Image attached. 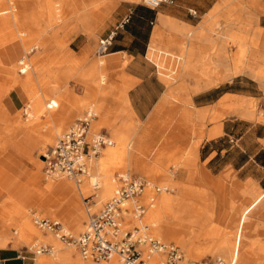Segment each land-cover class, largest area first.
<instances>
[{
    "label": "rangeland",
    "instance_id": "374dc122",
    "mask_svg": "<svg viewBox=\"0 0 264 264\" xmlns=\"http://www.w3.org/2000/svg\"><path fill=\"white\" fill-rule=\"evenodd\" d=\"M3 1L4 3H0V13L3 10H7L6 0ZM27 1H29L28 3L30 4L23 6ZM34 1L35 0H15V9L17 11L11 14L7 13L6 15L12 17L15 29L13 26H10L0 32V85L9 88L7 92L12 91L10 89L11 86L8 84L7 75L2 71L10 65H13L12 69L18 78H25V74L21 75L18 73L21 66L18 64L20 60L18 62L17 60L20 57L23 58L25 64L29 66L30 64L32 65V69L30 66L31 70L26 74L30 73L33 78V87L29 90L25 89L26 91H19L23 96L21 106L16 110L8 111L7 107L2 104L0 109V212L8 213L9 215L8 218L2 219L0 224L7 226L9 233L13 234L17 232L14 230L16 224L13 218L14 212L18 210H28L29 214L38 213L39 216L58 219L63 224L64 228L69 230L72 235H76L82 230L86 220L84 202L88 200L89 210L96 211L105 201L103 200L97 203L92 197L93 190L90 181L93 180V178H100L102 180L106 175L93 171L91 162L89 164V177L85 179L87 175L85 177L84 175L80 176L79 184L76 185L72 179L64 176H48L53 179L52 181L46 179V174H44L42 170L43 163L36 158L37 154L46 155L49 151L48 146L52 147L56 139L69 128L73 127L76 121L82 117L83 113L90 108L95 113V119L91 121L89 125L86 140H89L90 137L94 135L102 134L107 137L112 146L120 148L118 152L110 157L107 163V167L111 170L110 176L115 184L116 175L121 173L142 178L146 182V185L141 196V201L147 204L146 211L148 210V206H150L151 199L154 197L159 198L163 194H169L175 200L176 208L191 204L193 206L192 212L189 211L187 214L192 216L195 225L200 222V216H210L205 219L206 226L204 230L202 229L201 235H204L209 227L215 226L216 224L218 225V223L222 221L219 220L218 212L220 209H225L226 213L223 218L222 226L219 227V234L218 236L210 237L209 241L215 244L221 237L226 238L231 248V253L234 256V260L238 262V264H264V240H262L264 238V209L259 208V201L262 195L261 197L258 195L253 198L245 188L236 189L232 184V182H234L233 177L218 182L215 188L213 185L214 181L211 180L204 171L197 170V158H195L193 162H189L188 165L184 164L185 159L190 156L187 149L197 137V133L194 129L198 128L206 131L209 126L211 128L213 123L208 120H202L200 122L193 121L188 127L187 118L183 111L184 109H189V106L183 104L184 102L181 100V97L174 96L173 94L170 95L169 104L163 107L158 114L151 116V123H147V120L138 122L134 120L129 107H125L124 112L122 111L123 107L120 103H118V107L116 105L112 107L110 103H106L105 101L103 106L102 101L99 102V97L92 94V92L90 93L89 90L75 78L60 79V57L63 56V68H68L69 59L66 61L64 58L67 46L72 38L82 34L71 33V24L60 29L59 13L56 4H53L56 0H37L42 2L40 7H35ZM237 1L239 2H237L236 5L231 6V11L236 10V7H238V10L239 8L245 10L246 6L256 5V3L252 4L248 0H243V4L241 2L242 0ZM105 3H107V0H99L97 2L98 7L102 8H105ZM112 3L114 7L106 15L104 22H102L101 25L100 23H93V27L89 28L90 32H92L96 26L100 25L94 31L91 40L89 41L86 36L82 35V38L91 44L89 53L91 56H97L95 52L98 43L100 40L109 36L111 29L116 24L117 14H121L126 5L139 3V0H112ZM242 6L243 8H241ZM29 9L31 10L29 11ZM24 13H29L32 17L27 19L22 25L20 18H22ZM229 20L233 21L231 18H229ZM243 22L244 47L248 46L250 42L260 44V42L254 40L252 36L247 34V31H250L249 21L245 19ZM18 32H23L25 35L17 37L16 35H18ZM10 42H24L25 45L22 47L24 53H10V51H8L10 46L7 44ZM224 43L228 52H230L231 47L236 44L235 39L231 40V38L226 39ZM152 49H154V51H152ZM250 49L251 47H248V55L246 53L244 55V59L246 60L245 65L256 70L258 72L257 74L260 72L264 73V67L260 68V65H253L251 61V59L257 58L264 64V55H259L257 57L254 52H250ZM30 50H32V52H29ZM162 51L163 53H159ZM167 51L168 50L165 49L161 50L156 47H151L148 53H146V59L148 61L151 60L152 65L155 63L159 66V68H154L157 79L159 81L161 80L165 85H172L174 81H172L171 78H173L177 86L181 84V80H193L192 77H182L183 73L187 75L191 70L186 66L183 67V55ZM70 59L75 62L78 61L75 56H71ZM225 59L228 63L229 60H231L232 62L229 64L232 66L236 64L235 54H230ZM94 60H99V63H104L103 58L94 57ZM99 63L96 62V65H100ZM36 64L39 66L36 67L37 69L35 70L34 67ZM33 69L35 70V74L33 73ZM206 71H208V69H206ZM195 75L197 76V72L191 74V76ZM165 76L170 78L167 79ZM247 76L252 78L250 75ZM81 77L82 76L78 75L76 78L79 79ZM95 80L96 84L98 82L100 90L102 87L106 88L108 85L106 77L100 75V73H98ZM185 85L187 84L185 83ZM243 85L244 92L251 94L248 95V97L254 98L252 99V109L257 113L264 112V110H262L264 109V84L258 81L255 82V84L246 83L244 81ZM77 87L81 88V94L79 96L77 95ZM52 89L55 92L53 95L46 96L44 94L45 91ZM181 90L183 93L187 92L183 86ZM200 90H202L201 86L195 84V88H193L191 92H198ZM36 97L41 98L45 112H50L52 116L61 120L62 123L57 129L53 124H50V122L44 125L43 122L38 121L36 116L32 117L33 101ZM65 98H70L71 102H66ZM51 99L57 100L59 106L57 108L46 109V104H48ZM24 110L31 113V117L27 118L29 120H26ZM13 116H16V121H19L17 127L20 128L21 125L27 124L28 126H33V132L24 131L23 133H17L11 139L10 131L8 130L12 127L11 121L9 120H11L10 118ZM41 120H44V118H41ZM37 121L42 123L38 127ZM221 122L225 123L226 129L233 126L231 132L236 134H241L250 125H262L255 121H244L237 117H232V115L225 116L220 120V123ZM115 133H126L127 137L121 141V139H117ZM137 133L141 137L137 138ZM46 136L48 137L47 139H45ZM28 141L31 144L30 147L28 146ZM16 144L25 154L28 153L31 148L36 149L30 153L27 159L22 160L19 158L16 160L8 153V148ZM138 145H140V147H138ZM107 147L110 148L106 146L102 151L100 150L98 158L104 155L105 150H108ZM190 154L192 156L191 152ZM123 155L125 159L128 157V161L125 160L124 167L122 168L120 166L121 163H123ZM169 155L177 160L175 162L167 161L165 156ZM154 157H160V162L151 161ZM189 158L193 160L192 157ZM91 160H94V158ZM35 174L40 176L39 187H42V184L55 185L57 183L66 184L71 187L74 199L71 201L70 210L74 212L76 217H80V223H75L76 220L74 216L55 217L45 215L43 209H36L27 204V198L31 193L35 192L34 186L30 182L31 177ZM87 182V190H85L83 184ZM101 185L100 195L108 199L114 186L109 195L105 196L102 193L103 184ZM78 187L81 190V194L77 191ZM191 192L195 194L208 193V195L214 197L223 195L226 202L220 203L219 199L216 197L214 201H211L209 198L208 200L212 203L210 202V204H208L206 201H203V199H205L203 195H196L195 198L192 197L191 199L186 198V195ZM58 195L61 194L56 193L54 197ZM49 197L52 198L53 196L51 197L50 195ZM65 199L68 200V197H65ZM229 202H232V205L234 204L231 211H229L228 207ZM209 206L211 209L210 211L208 209ZM229 217L232 218L230 219ZM248 227H251V231L254 232V234L257 233L256 235L259 237L258 241L248 242L247 239L244 238V232ZM194 228L196 227L194 226ZM148 232L150 235H153L149 228ZM17 236H19V233ZM42 236L43 235L37 231L35 235L31 236L26 241H19L16 248L10 247L9 245L0 248V252H6L8 253L7 257H10L4 261V264H36L37 262L42 264H59L57 262L59 255L63 253L67 247L73 245L69 244L70 246H67L66 243L59 241L56 237L57 240L52 237L53 235H44L46 238ZM154 237L157 238L156 236ZM35 240H40L38 241L39 243L42 241L52 246L56 249V254L51 256L50 252H48L42 253L43 256L35 257L39 254H33L31 250L26 249ZM166 242L175 244L173 240H167ZM175 245L182 252V255L184 254L183 260L185 258L189 259L187 262L188 264L206 256H217L216 254L208 255V253L199 255L196 249L199 248L200 251H202L203 247H205H201L202 245L199 244L190 243L189 250L182 248L177 243ZM16 253H19L24 258L14 259L13 257ZM78 258L81 263L93 264L80 258L79 254Z\"/></svg>",
    "mask_w": 264,
    "mask_h": 264
},
{
    "label": "crops",
    "instance_id": "0c3cea01",
    "mask_svg": "<svg viewBox=\"0 0 264 264\" xmlns=\"http://www.w3.org/2000/svg\"><path fill=\"white\" fill-rule=\"evenodd\" d=\"M98 1H54L53 4H56L59 13L60 29L71 24V33H80L90 41L94 31L102 24L96 26L92 32H87L88 28L93 27L88 11L91 7H98ZM248 1L256 5L246 6L245 10L240 8L238 10L236 7L234 11L230 8L239 2L237 0H172L171 5H161L155 11H149L139 3L126 5L123 12L117 14L116 24L110 32L111 41L105 54L91 56L89 54L91 44L84 40L82 35H76L69 42L64 57L66 61L69 59L68 68H63V56L60 57L59 78L62 80L75 78L90 93L99 97V102L102 101L103 106L105 101L112 107L115 105L118 107V103L122 104V111L128 106L134 120L138 122L147 120V123H151V116L158 114L169 104L170 95L181 97L183 104L189 106V109L183 111L187 118V126L193 121L208 120L213 123L206 131L194 129L197 137L187 149L189 157L193 160L188 157L184 164L188 165L197 158V170L204 171L214 181L215 188L218 182L227 179L228 173H232L234 179L232 184L236 189L245 188L251 195L256 189L260 191L259 195L262 197L259 208L264 209V112L257 113L252 109L254 98L248 97L251 94L243 90L244 81L250 84L257 81L264 84V73L257 74L255 70V74L250 75L244 59L245 53L248 55V47H251L250 52H254L257 57L264 55V0ZM241 2L243 4L244 1ZM6 15L0 14V32L10 26L15 29L12 17ZM245 19L249 21L250 28L247 34L260 44L250 42L244 47ZM229 38L235 39L236 43L230 52L224 43ZM7 44L10 46L8 49L10 53H24L20 42ZM151 47L183 55V67L186 66L193 71L190 70L187 75L183 73L182 77H192L193 80H181L178 86L175 85L176 81L173 78L172 85H165L160 80L163 85L155 74L154 68L157 64L152 65V61L146 59V53ZM230 54H235L236 64L233 66L229 64L231 60L228 63L225 59ZM71 56H75L78 61L70 59ZM94 57L103 58L104 63H99ZM251 61L253 65L264 67L263 62L257 58ZM96 62L100 65H96ZM38 66L35 65V70ZM35 70L33 69V73ZM2 71L7 75L8 84L11 86L14 77L11 65ZM196 72L197 76H191ZM98 73L104 75L108 82L107 87H102L101 90L98 82L95 83ZM78 75L84 78L77 79ZM195 84H199L202 90L191 92ZM182 86L186 89V94L182 92ZM8 90L9 88L0 85V109L4 104L8 111L16 110L22 105L23 96L16 89L11 92H7ZM77 92L79 96L80 87H77ZM65 101L71 102L70 98H65ZM228 115L262 125H250L241 134L232 133L233 126L226 129L225 123H220V120ZM15 118L16 116L10 118L11 125ZM139 137L141 136L138 135L137 138ZM28 144L30 147L29 141ZM35 149L31 148L25 154L16 144L8 148V153L16 160L19 158L23 160ZM39 157L37 154L36 158ZM165 159L169 162L177 160L170 155L165 156ZM151 161L160 162V157H154ZM258 239L257 236L253 241ZM7 256L8 253L0 252L1 264L10 258ZM13 258L18 259V254L16 253Z\"/></svg>",
    "mask_w": 264,
    "mask_h": 264
},
{
    "label": "built area",
    "instance_id": "2783aa9c",
    "mask_svg": "<svg viewBox=\"0 0 264 264\" xmlns=\"http://www.w3.org/2000/svg\"><path fill=\"white\" fill-rule=\"evenodd\" d=\"M172 0H139V5L149 11L157 10L161 5H171ZM7 10H13L8 1ZM126 20V19H125ZM112 34L100 40L95 54H105ZM95 113L89 108L73 127L61 134L49 148L43 160L42 170L46 176H64L75 183L86 174L87 162L95 158L102 148L110 146V141L102 134L86 140V135ZM146 182L139 177L117 174L116 184L110 195L96 211H90L88 200L84 202L86 220L82 230L76 235L68 232L57 220L39 215H31L32 224L42 232H48L59 241L71 244L82 259L95 264H106L115 258L120 264H150L152 256L160 255L163 260L157 264H178L182 252L172 242H164L149 235L142 216L146 203L140 197ZM97 187L93 186V189ZM91 198V197H90ZM33 254L50 252L48 244L35 243L26 248ZM18 254V258L23 259ZM190 264H227L219 256H206Z\"/></svg>",
    "mask_w": 264,
    "mask_h": 264
},
{
    "label": "bare ground",
    "instance_id": "6f19581e",
    "mask_svg": "<svg viewBox=\"0 0 264 264\" xmlns=\"http://www.w3.org/2000/svg\"><path fill=\"white\" fill-rule=\"evenodd\" d=\"M8 1H11L12 4H14V9L10 10V11L3 10L0 14H7V13L11 14V13H15V11H17L15 9V7H16L15 0H6V4ZM250 1H253V0H250ZM28 2L29 1L25 2L23 4V6L30 4ZM0 3H4V1L0 0ZM33 3H34L35 7H40L42 5V2L37 1V0H35ZM104 6H105V8L94 6V7H91L89 9L88 13H89L93 23H100L101 24L102 22H104V20L106 19V15L114 7L112 0H107V3H105ZM30 10L31 9H29V11ZM31 17H32L31 14L24 13L22 15V18H20L22 25L27 19H29ZM87 31L90 32V29L88 28ZM24 35H25V33L18 32V35H16V36L20 37V36H24ZM21 45L23 47L25 45V43L21 42ZM29 52H32V50H30ZM18 64L21 66L18 73L21 75L25 74L26 76L24 79H20L17 77V75L14 72L13 82L11 84L10 89L11 90L16 89L18 91L25 90V89L29 90L31 87H33V78H32L30 73L29 74H26V73L29 70H31L30 66H32V65L30 64V66H29L28 64H25L23 62V58L20 59ZM155 66H156V68H159L158 65H155ZM11 67H13V66L11 65ZM247 72L250 75L255 74V70L252 69L251 67H248V66H247ZM165 77L167 78L168 76H165ZM168 78H170V77H168ZM53 93H55V92L52 89V90L45 91L44 94L46 96H48V95H53ZM58 106H59L58 101L51 99L48 102V104H46V109L57 108ZM24 115L26 116V120H29L27 118L31 117V113L27 112L26 110H24ZM33 116H36L38 121L43 122L44 125L46 123L50 122V124H53L56 129L62 123L61 120H58V118H55L54 116H52V114L50 112H45V110L43 109V104L41 102V98H39V97H36L35 100L33 101L32 117ZM249 117H251L250 114H249ZM41 118H44V120H41ZM18 124H19V121H16V118H15V121L13 122L12 127L8 130V131H10L11 139L17 133H23L24 131L33 132V130H32L33 126H28L27 124H23L19 128V127H17ZM41 124L42 123L38 122L37 127L40 126ZM125 134L126 133H124V134L123 133H115V136L117 137V139H121V141H122L124 138L127 137V134L126 135ZM47 138L48 137L46 136L45 139H47ZM47 145H48V143H47ZM48 147L50 148V146H48ZM103 149L104 148H102L101 151ZM119 149L120 148H116L115 146L111 145V147L108 148V150H105L104 155L100 156L99 158L97 155L94 158V160L90 159L88 164H87L88 166L86 167L87 169H86V174L84 175V177L86 175L87 176L85 177V179L89 177V164H90V162H91V167H92L93 171L98 172L99 174L106 175V177H104L102 180L100 178L99 179L93 178V180L90 181V185H91V188L93 190L92 197L94 198V200L97 203L102 202L103 200H107V199L101 197V195H100V190H101V186H102L101 184H103L102 193L105 196L109 195L113 186H115V182L113 181L112 177L110 176L111 170L109 167H107L108 166L107 163H108V160L110 159V157L112 155H114L116 152H118ZM41 155H39V156H41ZM38 160L43 163V160L40 157ZM122 160H123V163H121L120 167L123 168L125 160L128 161V157L125 159V157L123 155ZM121 174H123V173H121ZM45 178L49 179L51 181L53 180L52 178H50L46 175H45ZM231 178H232V173H228L227 179H231ZM39 181H40L39 175L35 174L31 177L30 182L33 184L35 192L31 193L29 195V197L27 198V201H26L27 204H29V206H31V207L32 206L35 207L36 209H43L45 215H50V216H55V217H63V216H68V215H70V217L74 216V219L76 220L75 223H80V217H76L74 212H71V210H70L71 201L74 199L71 187L69 185L60 184V183H57L55 185H50V184L43 185L42 184V187H39V183H40ZM88 182L83 184V187H85L84 188L85 190H87L86 185H88ZM75 184L78 185L79 183H75ZM93 186L97 187V188L93 189ZM77 191L79 194H81V190L79 187L77 188ZM56 193H58V194L60 193L61 195H64V196L58 195L57 197H54V195ZM251 193H252V197L255 198L256 196H258L260 194V191L256 189L255 191H252ZM50 195H51V197L52 196L53 197L50 198L49 197ZM196 195H203L204 196L203 198H205V199H203V201H206L208 204H210V202L212 200L214 201L217 197V196H215V197L210 196V195H208V193L195 194V193L191 192V193L186 195V198H188V199H191L192 197L195 198ZM65 197H68V200H66ZM209 198L211 199V201L208 200ZM140 199H141V197H140ZM217 199H219L220 203L226 202V199L223 197V195H219L217 197ZM230 201H232V200H230ZM150 202L151 203H150V206H148V210L147 211L145 210V212L142 216V223L144 224V222H145L144 225H146V227H148L149 230L151 231V233L153 234V235H150V233L148 232L150 236H152V237L156 236L159 240L161 239V241L163 240L165 242L167 240H173L175 242V244L177 243L182 248L187 249V250H189L190 243H193L196 245L199 244V245H202L201 247L205 246V247H203L202 251H200L199 248H198L199 250L196 249L198 251L199 255H201L202 253H205V254L208 253V255L209 254H216L217 256L223 258L227 264H236V263L238 264V262H235V260H234V256L231 253V248L229 247L226 238L221 237L219 239V241L215 244H213L212 242L209 241L210 237L218 236L219 230H220L219 227L222 226L223 218H224L225 213H226L225 209H220L218 212L219 220L220 221L222 220V221L219 222L218 225L216 224L215 226L209 227L206 230V232L204 233V235H201L202 231L204 230V227L206 226V224H205L206 220L205 219L209 218L210 216H207V217H205L203 215L200 216L199 217L200 222H198V224L195 225L193 223L192 216L187 214V213H189V211L192 212L193 206L191 204L187 205V206H179L178 208H176L175 207V200L169 194H163L159 198L154 197L151 199ZM231 203L232 202H229V204H228L229 211L232 210L233 205H234V204L232 205ZM208 209H209V211L211 210L210 206ZM32 214L33 213L29 214L28 210L27 211L18 210V211L14 212L13 218L15 219V223H16L14 230H16L17 232H14L13 234L9 233L7 226H3L0 224V248H4L7 245H9L10 247L16 248L17 245L19 244V241H22V242L26 241L31 236L35 235L37 233V231H39V233H41L43 235L42 237H44V238H46L44 235H47V234L51 235L48 232H42L41 230L37 229L32 224V222H31V215ZM210 214H211V212H210ZM34 215H39V214L34 213ZM8 217H9L8 213L6 214V213L0 212V222L2 219L8 218ZM229 218L231 219L232 217H229ZM194 226L197 229L194 228ZM148 228H147V231H148ZM67 231L70 232L69 230H67ZM18 233H19V236H17ZM45 233H47V234H45ZM256 234L257 233L254 234V232L251 231V227H248L244 232V238L247 239V241H253V239H256V237H257ZM15 236H17V237H15ZM52 237H54V236H52ZM38 241H40V240L33 241L28 247L37 243ZM41 243L46 244L42 241H41ZM68 245L69 244H67V246ZM50 247H51L50 255L54 256L57 251L52 246H50ZM39 256H43V254L41 253L35 257H39ZM183 258H184V254L182 255V259L178 262V264H188L187 262L189 259L185 258L183 260ZM162 260H163L162 256L156 255V256H152L150 258L149 263L150 264H157ZM85 261L95 264L94 262H92L90 260H85ZM57 262L59 264H89V263H81L79 261L77 251L73 246L67 247V249L59 255V257L57 258ZM106 264H120V263H118L115 258H111Z\"/></svg>",
    "mask_w": 264,
    "mask_h": 264
},
{
    "label": "water",
    "instance_id": "95a60500",
    "mask_svg": "<svg viewBox=\"0 0 264 264\" xmlns=\"http://www.w3.org/2000/svg\"><path fill=\"white\" fill-rule=\"evenodd\" d=\"M1 264V263H0Z\"/></svg>",
    "mask_w": 264,
    "mask_h": 264
}]
</instances>
